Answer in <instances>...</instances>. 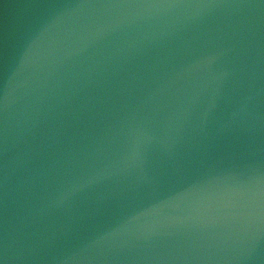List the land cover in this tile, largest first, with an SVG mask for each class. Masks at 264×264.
I'll return each mask as SVG.
<instances>
[{"label": "water", "instance_id": "95a60500", "mask_svg": "<svg viewBox=\"0 0 264 264\" xmlns=\"http://www.w3.org/2000/svg\"><path fill=\"white\" fill-rule=\"evenodd\" d=\"M0 264H264V0H0Z\"/></svg>", "mask_w": 264, "mask_h": 264}]
</instances>
